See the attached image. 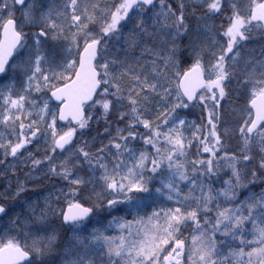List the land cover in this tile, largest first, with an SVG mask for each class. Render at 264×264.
<instances>
[{
	"label": "snow or ice",
	"instance_id": "obj_1",
	"mask_svg": "<svg viewBox=\"0 0 264 264\" xmlns=\"http://www.w3.org/2000/svg\"><path fill=\"white\" fill-rule=\"evenodd\" d=\"M0 264H264V0H0Z\"/></svg>",
	"mask_w": 264,
	"mask_h": 264
},
{
	"label": "rangeland",
	"instance_id": "obj_2",
	"mask_svg": "<svg viewBox=\"0 0 264 264\" xmlns=\"http://www.w3.org/2000/svg\"><path fill=\"white\" fill-rule=\"evenodd\" d=\"M192 118H195V116H193Z\"/></svg>",
	"mask_w": 264,
	"mask_h": 264
}]
</instances>
